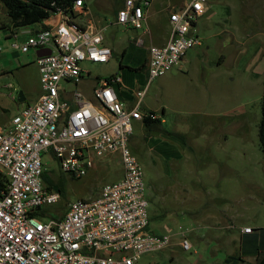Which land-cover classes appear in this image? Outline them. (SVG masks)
Returning a JSON list of instances; mask_svg holds the SVG:
<instances>
[{"label":"rangeland","instance_id":"rangeland-1","mask_svg":"<svg viewBox=\"0 0 264 264\" xmlns=\"http://www.w3.org/2000/svg\"><path fill=\"white\" fill-rule=\"evenodd\" d=\"M86 1L92 15H101L103 22L114 20V0ZM10 24L0 1V125L36 102L41 93L36 50L13 47L27 41L37 24L22 28ZM13 29L16 38L10 37ZM196 32L202 44L186 52L185 62L153 79L144 97L143 110L154 109L164 120L159 130H147L133 121L130 148L144 173L148 230L163 235L172 229L170 246L143 254L138 264H170L172 256L177 264H211L217 257L225 264H236L237 258L227 260L224 250L213 252L217 242L212 236L232 232L239 238L244 225L264 231V152L259 140L264 0H208L206 13L196 19ZM142 33L120 24L108 26L107 41L115 37L126 52L117 50L105 63L82 62L83 69L91 71L85 73L86 79L121 73L119 94L134 104L135 92L148 80L143 69L135 68L143 59ZM67 87L77 89L72 83ZM20 91L25 101L18 100ZM41 159L51 189L60 193L57 203L44 206L54 217L65 212L69 203L99 197L104 185L124 174L119 154L94 156L93 166L81 178L62 172L50 152H42ZM44 184L48 186L45 179ZM181 226L190 230L197 252L180 246L176 232ZM236 243L228 246L230 253L240 248Z\"/></svg>","mask_w":264,"mask_h":264},{"label":"built area","instance_id":"built-area-1","mask_svg":"<svg viewBox=\"0 0 264 264\" xmlns=\"http://www.w3.org/2000/svg\"><path fill=\"white\" fill-rule=\"evenodd\" d=\"M149 3L125 0L118 23L142 28ZM83 5L84 0H76L73 10ZM207 9L208 0H191L170 10L169 41L149 48L148 81L135 92L133 106H126L114 88L122 81L119 74L95 79L90 97L80 88L85 73H91L81 63L108 62L113 52L101 31L81 27L71 15L59 10L58 25L13 44L23 52L37 51L41 93L0 125V170L8 176L6 190L0 192V264H138L143 254L170 246L171 228L163 235L148 230L144 173L130 139L133 121L160 117L143 110L147 90L153 79L202 44L196 19ZM43 49L51 52L38 55ZM70 83L77 89L69 90ZM42 152H50L60 170L76 178L93 166L94 156L119 154L124 174L104 185L99 197L69 203L61 215L49 216L44 206L57 203L60 193L44 184ZM176 235L185 251L193 249L187 229L181 226Z\"/></svg>","mask_w":264,"mask_h":264},{"label":"crops","instance_id":"crops-1","mask_svg":"<svg viewBox=\"0 0 264 264\" xmlns=\"http://www.w3.org/2000/svg\"><path fill=\"white\" fill-rule=\"evenodd\" d=\"M190 1L191 0H150V3L145 7L146 16L143 22V27L140 28L142 29L143 33L140 35V38H139V44L142 47L144 46V51L141 53V55L143 56V59H142V63L140 64V66L135 67V68L139 69L142 65H144L145 67L143 68V70L147 73V78H148L149 48L151 46H164L169 41L170 34H171V25H170V20H169L170 10L175 9V8H181L182 6L189 3ZM124 3H125V0H114V8L112 10L113 15H114V20L111 21L110 23L103 22L104 20L101 17V15H92L89 5L86 0H84L83 7L80 10L74 11L71 17L81 27H89V28H93L98 31H101L103 33L104 43L112 49L113 54L116 53L117 50H121V53L124 54L126 52V48L125 47L122 48L121 46H119L116 43L114 36H113L114 37L113 42H108L104 35L105 30L108 26L119 24L117 21V13L119 9L123 8ZM60 20H61L60 15L58 13L52 14L43 23H37V27L32 29V32L29 35V37L34 35L38 30L42 29L44 26H46L47 28L48 26L58 25ZM122 27L125 29H136L134 27L124 26V25H122ZM10 37H14V38L18 37V32L11 30ZM36 55H37V51H36ZM183 62H185V58H183V60L181 61V63ZM115 74H119L122 77L121 73H113L111 75H115ZM97 78L93 79L89 77L88 79H86V76L83 78L85 82L86 81L90 82V85L88 88L85 87V83L81 84L82 89L84 88L83 90L85 94H86V91L89 89V91H87V93L89 92V94L87 95L88 97H90L91 88L94 86L95 79ZM122 83H123V77H122L121 83L114 84V88L119 96V99L126 106H133L132 102L127 101L126 99H124L123 96L119 94L122 90ZM85 89L87 90L85 91ZM152 110L157 112L154 109ZM147 111L149 110L147 109ZM136 121L141 122L143 127H145L143 121H139V120H136ZM245 227H251L253 231L244 232ZM220 228L222 229L223 226H218L219 230ZM229 228H230V225H229ZM257 229L259 228H254L249 225L241 226L239 228V231H240L239 238H237L234 234H232V232L230 233L220 232V233L214 234L212 237H213V240L217 242L215 245L217 249H213V252H216L215 254H217L219 251L224 250L226 253L227 260L235 259L234 257L237 258L236 260L238 261V263L235 262L236 264H258V258L264 254V231L257 230ZM189 232L190 230H188V237L190 236ZM236 242L239 243L240 248L238 249V251L235 250L234 253L232 252L230 253L228 246L235 245L237 244ZM170 259H171L170 264H177L174 256H172ZM211 264H225V261L217 257L214 259V261Z\"/></svg>","mask_w":264,"mask_h":264},{"label":"trees","instance_id":"trees-1","mask_svg":"<svg viewBox=\"0 0 264 264\" xmlns=\"http://www.w3.org/2000/svg\"><path fill=\"white\" fill-rule=\"evenodd\" d=\"M6 8L7 15L10 20L12 28H22L31 26L37 23H43L52 14L57 11H62L65 14L72 15L74 13L73 7L76 0H0ZM44 26V25H43ZM43 28H46L44 26ZM13 31H15L13 29ZM124 67V66H123ZM142 65L139 69H143ZM112 76V75H111ZM151 113L157 112L149 110ZM164 112V110H163ZM262 121L259 130L260 147L264 152V92L262 96ZM158 114V113H157ZM162 117L151 118L145 117L143 120L144 126L147 130L158 131L162 123ZM44 179L51 188L52 180L49 175L44 173ZM8 184V176L0 170V192L6 190ZM258 264H264V254L258 258Z\"/></svg>","mask_w":264,"mask_h":264},{"label":"water","instance_id":"water-1","mask_svg":"<svg viewBox=\"0 0 264 264\" xmlns=\"http://www.w3.org/2000/svg\"><path fill=\"white\" fill-rule=\"evenodd\" d=\"M51 51L50 49H43L42 51L38 52V55H45V54H49ZM26 97L23 93V91H20L18 94V100L19 101H25Z\"/></svg>","mask_w":264,"mask_h":264}]
</instances>
